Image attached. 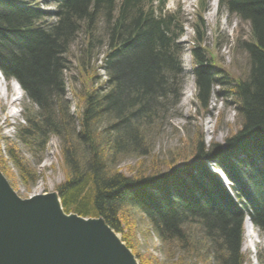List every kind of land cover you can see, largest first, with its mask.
I'll return each instance as SVG.
<instances>
[{
  "label": "trees",
  "instance_id": "obj_1",
  "mask_svg": "<svg viewBox=\"0 0 264 264\" xmlns=\"http://www.w3.org/2000/svg\"><path fill=\"white\" fill-rule=\"evenodd\" d=\"M51 2L56 6L53 22L31 1L0 0V71L18 82L35 110H26V125L18 126L16 139L35 155L51 135L61 141L66 177L55 190L63 210L101 217L116 232L121 231L123 210H139L161 240L185 247L196 243L191 240L196 235L193 227L200 228L214 251V264H243L240 248L246 214L264 242V0H218L220 10L250 28L251 40L240 43L247 57L242 78L221 75L200 48L193 50L199 108L207 110L214 85L228 87L240 118L238 129L223 144L205 147L198 140L183 165L133 177L109 167L118 157L146 154L141 126L154 124L163 107L179 97L180 19L163 11L164 0ZM78 34L84 44L77 62L83 83L73 93L82 99L76 131L60 99L64 54ZM103 48L105 79L96 85L98 76L91 72L90 60L95 50L100 54ZM100 122L106 136L98 132ZM7 152L23 180L34 182L26 162L14 157L11 148ZM210 162L224 172L229 189L207 170ZM258 259L264 264V253Z\"/></svg>",
  "mask_w": 264,
  "mask_h": 264
},
{
  "label": "rangeland",
  "instance_id": "obj_2",
  "mask_svg": "<svg viewBox=\"0 0 264 264\" xmlns=\"http://www.w3.org/2000/svg\"><path fill=\"white\" fill-rule=\"evenodd\" d=\"M28 1L44 11H51L54 7L50 3L51 0ZM207 6L209 8L200 18L197 14V0H167L165 9L169 12L178 9L183 21L180 45L184 75L179 88V97L175 103L170 102L165 108L163 107V111L155 119L154 124L141 126L143 145L144 148H148V152L146 154L134 152L127 157L120 159L118 157L115 163L110 164V171L133 177L143 172L144 174L161 172L172 166L183 165L191 158L198 140L205 147L212 142L223 144L224 139L238 129L240 118L234 109V98L226 92L228 87L222 84L214 85L207 110L203 111L199 108L195 99L196 87L195 77L192 74L191 49L200 47L207 59L217 65L215 69L221 75L229 79L242 78L247 71V57L240 43L251 40L250 28L245 21L228 16L223 10L216 12L215 8L211 10L210 5L207 4ZM46 17V20L50 22L56 20L55 16L50 14ZM83 44L84 37L78 34L70 44L67 53L64 54L66 59L64 96L60 99V104L68 109L69 116L73 118V127L76 131L79 129L78 113L82 99L79 94L75 96L73 93H78L83 83V77L77 65L78 59H81ZM104 50V48L99 49L100 54H96L95 50L90 60V64H93L91 72L95 70L98 76L96 85L105 79L101 67ZM6 91L9 96L14 92L10 84ZM17 98L13 105L15 111L13 116L8 114L6 100L0 99V171L15 193L25 199L35 194L56 191V186L65 180L66 169L61 159V141L58 137L51 135L43 149L39 146L36 155L29 146L23 145L16 139L18 126L26 125L27 111L35 112L32 106H28L23 95H17ZM103 121L107 123L106 120ZM98 125L101 127V131L98 132L102 133L105 124L100 122ZM66 126L69 128L68 125ZM67 131H70V128ZM103 135L106 136V134ZM105 136L100 138L104 143ZM8 148L13 150L14 157H19L26 162L25 166L35 175L34 182H29L28 179V181L23 180L18 166L14 165L9 158ZM34 157L40 158L37 161ZM206 168L212 174H216L224 187L229 189L230 182L224 173L219 171L218 165L210 162L206 164ZM120 223L121 231L114 232L131 251L138 264H214V251L213 249L211 251L210 245L203 240L200 228L191 225L196 234L191 240L196 243L185 247L174 240H161L152 229L147 216L139 210H123ZM256 233L259 242L253 244L252 236H247V227L243 226L240 249L244 257L243 264H261L258 257L260 253H264V242L261 234L258 231Z\"/></svg>",
  "mask_w": 264,
  "mask_h": 264
},
{
  "label": "water",
  "instance_id": "obj_3",
  "mask_svg": "<svg viewBox=\"0 0 264 264\" xmlns=\"http://www.w3.org/2000/svg\"><path fill=\"white\" fill-rule=\"evenodd\" d=\"M57 198L22 199L0 171V264H138L103 218L64 216Z\"/></svg>",
  "mask_w": 264,
  "mask_h": 264
},
{
  "label": "bare ground",
  "instance_id": "obj_4",
  "mask_svg": "<svg viewBox=\"0 0 264 264\" xmlns=\"http://www.w3.org/2000/svg\"><path fill=\"white\" fill-rule=\"evenodd\" d=\"M215 3H216V0H212L210 2L211 7H213ZM8 84H10V86L12 87V91H14V92H12L11 96H9L8 92L6 91V89L8 88ZM0 89H1L0 90V99H1V101L4 100V99L6 100L5 104L8 107V114L10 116H13L15 114V111L13 109V105H15V102L18 100L17 95L22 96L23 92H22V90H21V88H20V86H19V84H18V82L16 80H14L13 78H10V79L6 80V77L3 75V73L1 71H0ZM238 157H241V156L239 155ZM55 192H57V191H51L49 193H54L55 194ZM59 199H60V197L56 199V203H57L58 206H59V202H61V200L59 201ZM62 212H63L64 216H68L69 215L66 212H64L63 210H62ZM70 214H73V213H70ZM81 219L85 221V219L83 217H81ZM115 235L118 237L117 234H115ZM247 236L248 237L252 236L251 240L253 241V244H257V242H259L258 236L257 237H256V235L253 236L251 233H248ZM253 238H254V240H253Z\"/></svg>",
  "mask_w": 264,
  "mask_h": 264
}]
</instances>
